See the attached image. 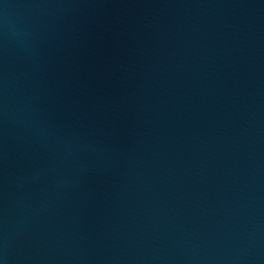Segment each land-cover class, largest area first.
<instances>
[{"label": "water", "instance_id": "95a60500", "mask_svg": "<svg viewBox=\"0 0 264 264\" xmlns=\"http://www.w3.org/2000/svg\"><path fill=\"white\" fill-rule=\"evenodd\" d=\"M0 264H264V0H0Z\"/></svg>", "mask_w": 264, "mask_h": 264}]
</instances>
